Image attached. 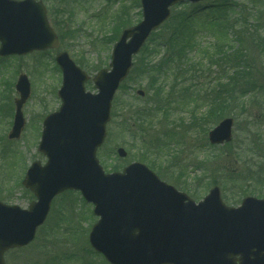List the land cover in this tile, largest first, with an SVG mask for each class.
Listing matches in <instances>:
<instances>
[{
  "label": "rangeland",
  "instance_id": "374dc122",
  "mask_svg": "<svg viewBox=\"0 0 264 264\" xmlns=\"http://www.w3.org/2000/svg\"><path fill=\"white\" fill-rule=\"evenodd\" d=\"M43 1L60 40L58 51H66L90 76L100 68H109L113 31L119 29L120 32L137 18L138 0ZM203 2L217 6L213 9L216 29L214 34L211 30L201 33L202 50L189 54L178 74V85L163 90L159 104L165 108L167 118L158 129L171 131L164 139L165 145L156 149L149 144L148 139L154 137L157 129L147 132L149 126H146L141 133L139 127L131 128L126 122L125 107L146 104L152 99L146 88L147 79L140 76L144 59L140 53L134 57L136 68L115 93L106 137L96 154L106 171L114 167L120 170L131 161H139L196 202L216 185L224 203L238 206L246 195L264 197V0L240 2L238 12H242L237 16L234 30H231L232 12L238 4L233 8L222 4V0ZM216 30L221 33L216 34ZM162 32L163 27H160L149 42ZM221 40L241 52L237 54L236 62L208 60L207 57L215 52L213 44ZM203 49L208 50L206 56H203ZM222 52L226 54L224 49ZM54 56L49 50L47 55L34 52L0 60V200L9 205L27 208L34 197L22 186L21 180L31 162L44 164L46 160L38 152L37 145L44 116L55 111L60 104L57 90L61 72ZM20 73L27 75L31 93L22 107L26 121L20 138L10 140L7 133L14 114L13 101L18 97L14 84ZM219 82L225 86L221 88ZM85 89L96 92L90 80L86 81ZM135 89L144 90V95H136ZM211 105L213 114H220L210 115ZM224 117L234 120L232 139L213 147L208 142L207 133ZM172 121L173 126L170 125ZM145 132L147 139L142 143L141 136ZM121 146L127 152L125 157H118L115 153ZM179 165L184 166L183 169L180 170ZM96 219L92 205L86 203L77 191H64L52 200L47 218L37 230L35 239L26 247L7 252L5 262L108 264L87 242Z\"/></svg>",
  "mask_w": 264,
  "mask_h": 264
},
{
  "label": "water",
  "instance_id": "95a60500",
  "mask_svg": "<svg viewBox=\"0 0 264 264\" xmlns=\"http://www.w3.org/2000/svg\"><path fill=\"white\" fill-rule=\"evenodd\" d=\"M186 1L200 0H140L142 20L122 30L112 47L110 69H100L92 77L96 93L85 91L88 76L66 52L56 54L62 73L57 92L61 105L44 118L38 144L47 161L32 162L22 180L36 197L27 209L0 201V264H5L6 250L33 239L53 197L67 189L79 190L94 205L99 219L88 240L111 264H264V199L247 196L238 207H228L215 186L195 203L142 163L104 173L96 158L111 101L129 72L132 56L168 18L170 7ZM58 45L41 3L0 0V55ZM15 89L19 98L14 100L9 139L19 138L24 127L22 106L30 94L25 74L18 76ZM231 127V118L222 119L209 131V141H229ZM117 154L124 157L126 152L120 147Z\"/></svg>",
  "mask_w": 264,
  "mask_h": 264
},
{
  "label": "trees",
  "instance_id": "16d2710c",
  "mask_svg": "<svg viewBox=\"0 0 264 264\" xmlns=\"http://www.w3.org/2000/svg\"><path fill=\"white\" fill-rule=\"evenodd\" d=\"M236 1L238 3H236ZM242 1L244 0H222V4H225V6L227 7L234 8L238 4L236 10L232 12L233 19L231 21V27L233 29L235 28V22L238 20L237 16L242 12H238L239 9L241 10V5L239 4ZM214 8H217V6L210 2L206 4L175 5L172 8L169 19L161 26L163 27L162 34L158 35L156 38H154V40L150 42L148 41L140 51V53H142L144 56L142 64L140 65V76L147 79L146 88L148 92H150L152 99L155 98V100L151 101V99L146 104H129L127 107H125L126 122L130 125H128L127 123L126 124L128 126H131V128H133L134 126L139 127L138 131H140L141 133H144L146 126H149L147 132L152 129H157L158 131L154 133V137L148 139L149 144L153 145V147H155L156 149L165 145L164 139L168 138L171 133V131L158 129L163 120L167 118L165 108L161 104H159V101L162 100L163 90L167 87H169V89H174L175 85H178V74L181 70H183L182 67H184L186 61L189 59V54L200 49L201 29L205 31H214V29H216L215 25L217 21L213 13ZM123 13H125V10H123ZM120 14L121 13L116 16V19ZM136 14V21H138L140 18V9L138 2ZM202 14L205 15L202 17ZM200 17L203 18L202 21H200ZM216 32H218V30H216ZM118 35L119 29H115L112 34V36L114 37L113 42L117 39ZM203 50V56H206V54H208V50ZM229 56L231 55L221 54L220 56L214 54V56H212L210 54L207 58L210 62H212L216 57H219V60L231 58L232 60L229 61L236 62L237 59H235L234 57H236L237 54H232L231 57ZM214 61L216 63L218 62L217 60ZM201 62H198V64H201ZM135 68L136 65L134 63L131 72H133ZM183 88L186 89L184 85ZM211 108L212 106H210L209 108L210 115L213 114L212 111L214 110ZM218 114L220 113H214L213 115L217 116ZM170 125L173 126L174 122H170ZM147 132H145V134L141 136L140 142L143 143L147 139ZM170 158H172V156H170ZM179 167L181 170L184 166L179 165ZM114 168L112 170H116V168Z\"/></svg>",
  "mask_w": 264,
  "mask_h": 264
},
{
  "label": "flooded vegetation",
  "instance_id": "af4514ba",
  "mask_svg": "<svg viewBox=\"0 0 264 264\" xmlns=\"http://www.w3.org/2000/svg\"><path fill=\"white\" fill-rule=\"evenodd\" d=\"M43 1V0H42ZM43 54L47 55L49 54V50L42 52Z\"/></svg>",
  "mask_w": 264,
  "mask_h": 264
}]
</instances>
